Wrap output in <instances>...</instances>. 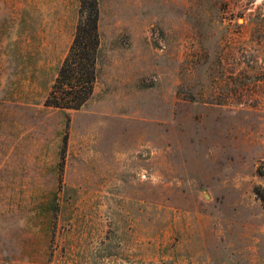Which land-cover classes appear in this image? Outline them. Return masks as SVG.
<instances>
[{
	"label": "rangeland",
	"instance_id": "rangeland-1",
	"mask_svg": "<svg viewBox=\"0 0 264 264\" xmlns=\"http://www.w3.org/2000/svg\"><path fill=\"white\" fill-rule=\"evenodd\" d=\"M98 6L69 110L79 1L0 0V264H264V0Z\"/></svg>",
	"mask_w": 264,
	"mask_h": 264
},
{
	"label": "trees",
	"instance_id": "trees-1",
	"mask_svg": "<svg viewBox=\"0 0 264 264\" xmlns=\"http://www.w3.org/2000/svg\"><path fill=\"white\" fill-rule=\"evenodd\" d=\"M78 1L79 21L75 36L46 98V107L78 110L92 95L100 44L99 6L98 0Z\"/></svg>",
	"mask_w": 264,
	"mask_h": 264
}]
</instances>
